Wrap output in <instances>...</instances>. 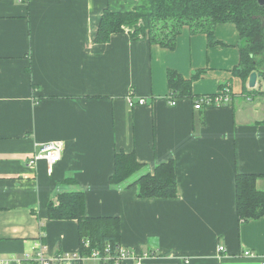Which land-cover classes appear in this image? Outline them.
Returning a JSON list of instances; mask_svg holds the SVG:
<instances>
[{"label":"crops","instance_id":"crops-1","mask_svg":"<svg viewBox=\"0 0 264 264\" xmlns=\"http://www.w3.org/2000/svg\"><path fill=\"white\" fill-rule=\"evenodd\" d=\"M137 5L0 0V264L34 260L40 251L49 259L78 254L77 221L48 217L59 193L76 190L85 193L89 216L121 219V246L132 253L121 264L139 257L144 264H263L264 216L239 222L235 181L256 175L264 193V95L246 96L264 92V80L250 89L233 75L240 51L232 24L217 27L227 44L217 47L187 29L175 51L134 42L127 32L96 43L106 9ZM169 70L188 79L205 71L194 93L220 95L224 85L231 103L171 105ZM140 99L147 104L130 106ZM52 142L63 147L61 161L31 166L39 146ZM119 150L145 165L136 179L174 161L177 198L140 199L137 188L113 186Z\"/></svg>","mask_w":264,"mask_h":264},{"label":"trees","instance_id":"trees-1","mask_svg":"<svg viewBox=\"0 0 264 264\" xmlns=\"http://www.w3.org/2000/svg\"><path fill=\"white\" fill-rule=\"evenodd\" d=\"M232 24L239 33L240 63L233 75L247 83L251 74L257 72L264 80V8L257 0H138L133 11L114 12L106 9L101 17L95 41L107 43L114 34L128 33L134 42L148 40L151 45H159L175 51L179 37L187 29L192 35H204L209 47L227 45L218 40L215 31L218 26ZM205 71L196 72L185 78L176 70H169L168 100L191 99L194 104L204 97L194 93L193 84L202 78ZM222 91L227 86H221ZM264 95L251 90L246 95ZM145 165L138 161L134 151L116 152L115 172L111 184L129 190L138 189L140 199H175L178 196V181L174 161L162 163L154 173L139 174ZM258 176L237 175L235 181L236 208L239 222L249 223L264 216V193L256 187ZM66 183H74L67 179ZM76 183V182H75ZM50 220H74L78 223L79 255L91 256L94 252L101 258L99 264H121L122 222L119 217H91L87 214L86 195L83 191L59 193L48 205ZM44 232V226H42ZM45 244V237H42ZM60 255V254H58ZM57 255V256H58ZM21 264H37L35 260H23Z\"/></svg>","mask_w":264,"mask_h":264},{"label":"built area","instance_id":"built-area-1","mask_svg":"<svg viewBox=\"0 0 264 264\" xmlns=\"http://www.w3.org/2000/svg\"><path fill=\"white\" fill-rule=\"evenodd\" d=\"M175 103L176 102H171V105H175ZM230 103H231V95L229 89L227 88L216 98H209V97L202 98L195 104V108L197 110H203L211 106L230 104ZM129 104L133 108L136 106L146 105L147 102L144 99H140L136 102L130 100ZM62 154H63V147L60 143L52 142V143L43 144L39 146L37 152L30 159L29 164L31 166H34L40 161H46L49 164V166H54L61 161ZM219 252L221 253L225 252V248L220 247ZM243 256L246 258H251V257L253 258L256 257L257 255L254 252L245 251L243 253ZM131 257H132V253L121 247L120 260L123 262L124 260ZM34 260L37 262V264H99L101 262V258L96 252H94L91 256L88 257H81L78 253L71 256L66 254H60L52 259H49L44 256V253L42 251H40ZM135 264H144L142 262V258L139 257V259L136 261Z\"/></svg>","mask_w":264,"mask_h":264},{"label":"water","instance_id":"water-1","mask_svg":"<svg viewBox=\"0 0 264 264\" xmlns=\"http://www.w3.org/2000/svg\"><path fill=\"white\" fill-rule=\"evenodd\" d=\"M258 1V4L264 8V0H257ZM261 76L257 73V72H254L251 74L250 78H249V88L250 89H255L256 86H257V81L258 79L260 78Z\"/></svg>","mask_w":264,"mask_h":264},{"label":"rangeland","instance_id":"rangeland-1","mask_svg":"<svg viewBox=\"0 0 264 264\" xmlns=\"http://www.w3.org/2000/svg\"><path fill=\"white\" fill-rule=\"evenodd\" d=\"M228 89H229V91H230V88L228 87ZM231 92V91H230ZM139 176V174H137L136 176H134L131 180H134V179H136L137 177ZM130 180V181H131Z\"/></svg>","mask_w":264,"mask_h":264}]
</instances>
